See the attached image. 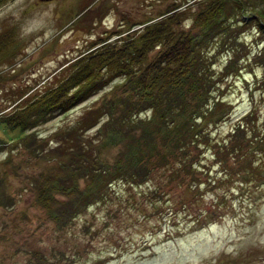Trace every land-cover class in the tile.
<instances>
[{
	"label": "rangeland",
	"instance_id": "rangeland-1",
	"mask_svg": "<svg viewBox=\"0 0 264 264\" xmlns=\"http://www.w3.org/2000/svg\"><path fill=\"white\" fill-rule=\"evenodd\" d=\"M207 1L0 0V107L100 41L134 37L139 21L156 20L173 4L174 13H185L171 24L185 29ZM249 25L241 33L246 52L236 56L240 69L219 73L228 52H209L219 86L212 97L229 101L231 112L209 129V140H187L142 180H112L106 197L75 208L63 224L48 218L34 196L51 178L43 172L53 179L66 174L70 180H63L77 186L88 180L75 162L59 160L66 145L58 144V132L73 127L100 91L35 124L31 139L41 146L33 151L21 144L30 129L4 131L0 124L9 140L0 150V264H35V250L53 264H264V148L247 150L264 128V58L254 57L264 39ZM251 105L255 120L248 126L238 116ZM76 136L85 145L97 139ZM100 142L95 152L102 162L120 156L117 138ZM211 207L218 214L206 222L201 218Z\"/></svg>",
	"mask_w": 264,
	"mask_h": 264
},
{
	"label": "trees",
	"instance_id": "trees-1",
	"mask_svg": "<svg viewBox=\"0 0 264 264\" xmlns=\"http://www.w3.org/2000/svg\"><path fill=\"white\" fill-rule=\"evenodd\" d=\"M177 6L178 3L158 12L162 15L156 20L149 21L150 17L139 21L144 24L131 30L134 37L120 44L115 40L100 41L83 51L81 57L69 60L58 74L48 75L42 83L39 80L4 99L0 122L24 130L31 128L27 137L23 136L28 142L21 144L33 151L41 146L39 140L31 139L35 124L100 91L73 127L58 132L62 136L58 144L66 145L59 160L75 162L83 175L89 173L88 180L77 186L65 182L70 180L66 174L53 179L56 175L42 173L51 178L45 179L34 197L50 217L54 215V221L63 224L75 208L106 197V188L116 178L127 182L146 178L155 165L173 155L175 148L187 140H209L211 130L201 124L200 116L227 103L212 97L211 90L219 86L212 67L215 58L209 52L215 47L228 52L219 73H223L222 69H227V73L240 69L237 53L246 52L241 36L246 27L240 23L247 15L251 19L247 24L252 22L257 31L264 30V0H208L183 30L171 24L173 16L178 18L185 13L184 9L174 13ZM170 10L173 11L164 19ZM85 11L88 13L90 7ZM255 53V58L263 59L264 44ZM220 101L223 103L211 106ZM141 112L146 115L141 116ZM253 114L251 108L243 117L245 125L255 120ZM82 134L83 140L97 138L100 143L117 138L123 145L120 156L111 163L102 162L95 152L96 140L87 145L75 140L76 135ZM252 145L253 139L247 150ZM261 154L264 155V149ZM198 190L193 189L191 194ZM34 254L35 264H53L47 254L38 250Z\"/></svg>",
	"mask_w": 264,
	"mask_h": 264
}]
</instances>
